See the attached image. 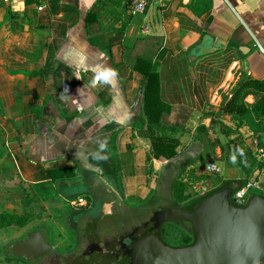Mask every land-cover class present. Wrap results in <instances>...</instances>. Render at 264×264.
Segmentation results:
<instances>
[{
  "label": "crops",
  "instance_id": "0c3cea01",
  "mask_svg": "<svg viewBox=\"0 0 264 264\" xmlns=\"http://www.w3.org/2000/svg\"><path fill=\"white\" fill-rule=\"evenodd\" d=\"M141 56L151 58L170 107L162 123L174 128L190 167L199 166L197 177L203 168L212 174L214 162L202 168L200 150L215 145L207 156H219L211 136L264 161L256 134L221 111L244 78L264 80V0H154L142 14L128 0H0V214L34 206L59 224L68 204L49 171L78 166L81 176L88 162L94 171L116 166L126 197L148 195L146 78L131 67ZM97 65L118 72L111 85L90 84ZM199 131L212 139L208 147ZM105 139L107 159L94 160ZM160 160L151 161L155 171Z\"/></svg>",
  "mask_w": 264,
  "mask_h": 264
},
{
  "label": "flooded vegetation",
  "instance_id": "af4514ba",
  "mask_svg": "<svg viewBox=\"0 0 264 264\" xmlns=\"http://www.w3.org/2000/svg\"><path fill=\"white\" fill-rule=\"evenodd\" d=\"M88 163L81 165V176L56 182L59 189L57 195L68 204L59 224L54 223L49 215L37 212L38 207L34 206L28 213L20 215L22 222L0 224L1 235L8 230L18 234L16 239L0 246V264H119L121 258L129 256L133 237L128 235L149 222L155 212L176 206L187 210L195 208L196 200L180 204L173 197V186L181 174L175 176V170L183 165L182 160L162 171L155 195L138 206L133 204L135 197L125 196L117 168L114 171L113 168L99 166L98 171H94L95 168ZM159 200L164 204L158 205ZM145 211L149 214L141 216L137 222L134 217ZM119 214L131 217L132 223L126 225L116 221L115 217ZM40 215L43 217L40 218ZM124 226L130 228L126 230ZM160 235L172 247L190 245L194 239L189 226L173 216L162 223ZM173 240L176 244H172ZM17 243H21L20 256H15L8 248Z\"/></svg>",
  "mask_w": 264,
  "mask_h": 264
},
{
  "label": "water",
  "instance_id": "95a60500",
  "mask_svg": "<svg viewBox=\"0 0 264 264\" xmlns=\"http://www.w3.org/2000/svg\"><path fill=\"white\" fill-rule=\"evenodd\" d=\"M179 160L183 165L175 170V176L179 175L190 157L171 160L164 170ZM244 186L242 179L226 180L197 196L193 210L176 206L155 212L149 222L128 235L133 237L129 256L119 264H264V175L259 193L251 194L241 207L232 196ZM169 216L189 226L194 236L190 245L172 247L162 240L160 226ZM8 248L15 256L21 255V243Z\"/></svg>",
  "mask_w": 264,
  "mask_h": 264
},
{
  "label": "trees",
  "instance_id": "16d2710c",
  "mask_svg": "<svg viewBox=\"0 0 264 264\" xmlns=\"http://www.w3.org/2000/svg\"><path fill=\"white\" fill-rule=\"evenodd\" d=\"M131 67L135 71L143 74L146 78V84L143 89L141 126L143 128L146 127L147 137L151 141V150L147 155V163H150L154 158H165L171 161L181 157V154H179L177 150L180 142L178 139L171 136L175 133L173 132L174 128L162 123V116L170 110V107L162 101L159 95V76L153 70L151 58L147 56L138 57L133 60ZM248 95L254 96L255 100L253 103L246 102V97ZM221 111L222 113L231 115L237 128L247 126L256 134V145L264 152V80L244 78V80L238 84L231 98L224 103ZM199 130H204L206 132L207 128L205 126H200ZM214 147L215 145L213 148ZM109 148L110 145H108L107 151ZM235 162L247 175L242 178L245 185L248 182L249 174L255 172L256 169L262 171L264 168V161L258 160L252 151H249L248 155H235ZM244 162H246V165ZM190 164L191 163H188V165ZM110 168H113L114 171L116 170V166L114 165ZM49 172L52 179L57 182L71 179L76 176L73 168H64L62 170L55 169ZM178 181L173 186L174 199L180 204H187L195 200V195L188 192L185 184ZM225 181L226 180L217 179L214 187L221 185ZM256 193H259V191ZM250 194L255 193L250 192ZM20 221V215L0 214V224H18Z\"/></svg>",
  "mask_w": 264,
  "mask_h": 264
},
{
  "label": "rangeland",
  "instance_id": "374dc122",
  "mask_svg": "<svg viewBox=\"0 0 264 264\" xmlns=\"http://www.w3.org/2000/svg\"><path fill=\"white\" fill-rule=\"evenodd\" d=\"M235 89H234V92H235ZM234 92H233V94H234ZM215 125L214 126H210V129L212 130V128H214V130L216 131L218 129V127H220L218 121L215 122ZM198 134L200 136V139L202 141H204V144L206 143L207 147H208V143L212 139H214L213 143H218L220 145V147H221L220 151L218 152L219 156H217V154H216L217 158H214V159H212L211 157H209L207 155L211 154V153L215 154L216 151H217V150L215 151L216 147H214V148H212L210 150L209 148H206V146H205L204 148H206V149H204L203 151L200 150L201 151L200 155L205 153L203 155V157L201 158V160H200L201 161L200 164H202L200 166L201 167L204 166L205 163H207L209 160H214V162L219 163L222 166V168H221V172L218 173V174H213V173L209 174V173H207L205 171V168L202 167L205 173H203L199 177H197L194 174L195 169L197 167H199V166L192 168V167H190V165H188L186 168H183L182 171H181V174L179 176V179H177V181L179 180L178 182H181V183L185 184L188 192H191L193 195H195V198H196L197 196H199V195H201V194H203L205 192L210 191L212 189L213 184H215L217 182V179L226 180L225 178H227L229 176L231 178H233V177L235 178L236 177L237 179H242L245 176H247L246 173L237 164L235 165L232 162V161H234L233 157L235 158V153H234V151L232 149L233 148V144L235 142H233L230 138H221L220 137V139H219L218 136H211L212 139H210V136L207 135V134H204V132H202V131H199ZM227 135H224V137L227 136ZM171 136L173 138H175V139H178L176 133L171 135ZM178 141H179V139H178ZM160 161L161 162H159L157 164V166H158L157 167L158 168L157 171H155V169L153 167L154 165L151 162L147 163L146 171L148 173V176H147V179H146L147 181H146L145 184L148 185V186L151 185L152 189L149 192L150 194L148 196L146 195L147 197H138V198H136L133 201V204H135L137 206L141 205V204H144L149 198H152L155 195L158 179H159L162 171L164 170L165 166H168V164L170 162V160H167L165 158H161ZM73 169L74 170H79V167L78 166H74ZM257 172H259V173L257 174ZM117 174L119 175V173H117ZM263 175H264V168H263V171H260V170L256 169L255 172H253V173L248 175V182L257 181V183H260L261 182V178H262ZM258 191H260L259 188H253L250 192L251 193L252 192L256 193ZM165 194L166 193H164V195ZM131 200H133V199H131ZM162 204H164V202L159 200L158 201V205H162ZM137 211H139V209ZM6 214H8V213H6ZM42 214L43 213H41V215ZM147 214H149V211H145L144 215L141 214V215H139L137 217H134V218L136 219L137 222H139L141 220V218H142L141 216H146ZM41 215L39 216L40 218L43 217ZM115 219H116V221H120V223L124 222L126 225L131 224L132 220H133L131 217H129V216L125 217V216H123L121 214L117 215L115 217ZM117 227H120V226H117ZM124 227H126V230L128 228H130V226H124ZM8 231H10V230H8ZM8 231H4V233H2V235L0 234V246H2V244L4 242H7L8 240L12 241V240L16 239V236L18 235L17 232H14V231L11 230L7 234L6 232H8ZM4 236H5V238H4ZM6 237H7V239H6ZM170 240H172V238H170ZM175 241L176 240H173L172 244H176Z\"/></svg>",
  "mask_w": 264,
  "mask_h": 264
},
{
  "label": "built area",
  "instance_id": "2783aa9c",
  "mask_svg": "<svg viewBox=\"0 0 264 264\" xmlns=\"http://www.w3.org/2000/svg\"><path fill=\"white\" fill-rule=\"evenodd\" d=\"M34 3L38 4L41 0H32ZM154 0H128L129 5L132 9V12L135 14H142L150 6ZM38 10H42V7L39 6ZM206 170L213 174H218L221 172V167L217 163H210L206 166ZM253 188H259V183L257 181L247 182V184L238 189L232 196L233 202L238 206H245L248 202L249 197L251 196L250 191Z\"/></svg>",
  "mask_w": 264,
  "mask_h": 264
},
{
  "label": "clouds",
  "instance_id": "9594fccd",
  "mask_svg": "<svg viewBox=\"0 0 264 264\" xmlns=\"http://www.w3.org/2000/svg\"><path fill=\"white\" fill-rule=\"evenodd\" d=\"M118 72L107 65H97L92 69V76L90 80V84L95 85H111V83L117 78ZM66 89L60 93V99H66ZM98 149L96 152L92 153V158L94 160H106L107 155L106 150L108 148L107 140H99ZM235 158L233 157V160Z\"/></svg>",
  "mask_w": 264,
  "mask_h": 264
}]
</instances>
